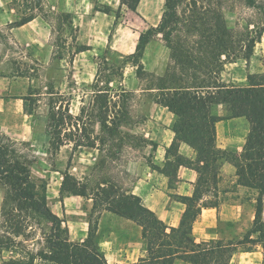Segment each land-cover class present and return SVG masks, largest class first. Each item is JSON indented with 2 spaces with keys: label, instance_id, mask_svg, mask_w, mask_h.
<instances>
[{
  "label": "rangeland",
  "instance_id": "obj_1",
  "mask_svg": "<svg viewBox=\"0 0 264 264\" xmlns=\"http://www.w3.org/2000/svg\"><path fill=\"white\" fill-rule=\"evenodd\" d=\"M206 2L214 12L221 5L223 17L229 27L244 32H261L247 61L242 57L231 62L224 60L219 72L220 80L230 78L229 85H246L248 72L264 68V31L260 30L264 28V0H255V7L246 6L243 0ZM142 4L151 14L161 16L164 0H144ZM49 6L47 0H0V14L12 20L8 24L0 23V89L6 88L2 96L6 94L7 97L30 96L29 93L34 90L40 92L39 96L36 95L38 97H30L38 98L37 101H27V107L36 118L39 115L47 116V96L44 93L52 88L60 94L56 100L60 99L57 104H61V110L66 105L73 110L80 109L78 116L71 121L77 125L69 129L65 125L58 128L53 143H49L47 147L39 137L32 141L14 139V135L11 138L6 136L9 158L27 169L33 190L37 195H45L46 192L50 201L56 197L62 173L68 172L71 176L66 179L65 187L74 186V190L84 193V197L78 211L68 212L63 219L82 218L83 221H88V225L83 224L84 227L88 226L85 238L88 247L96 249L98 242L109 241L106 244H110L114 252L120 249L119 253L126 254L134 248L133 257L128 259L129 263L120 264H138V259L146 255V242L141 227L117 206L108 205L96 185L100 181L109 180L108 185L113 183L119 193H128L135 177V173L130 172V168L134 167L132 161L142 160L149 150L145 144L147 139L143 136L144 118L139 112L149 114L152 111V99H156L159 94L158 90L149 89L154 86L151 81L154 76L151 69L143 67L153 77L138 69L134 62L136 59L127 57L129 53L118 54L116 48L111 47L114 42L103 52L92 53L89 60L82 57L78 62L72 63L74 49L82 45L75 39L74 28H68L67 17L53 14L48 10ZM111 13L120 23L118 35L123 50L128 51L133 44L134 35H137L134 31L137 29L144 32L147 27L125 6L118 10L111 9ZM29 15L33 18L38 15L43 17L50 27L45 42L21 44L12 37L9 28L13 22ZM111 32L112 30L110 34ZM145 36H149V40L159 38L165 44L160 33L151 31ZM136 42L135 37L134 44ZM145 59L152 64V52ZM140 61L142 63V59ZM108 75L112 77L108 78ZM116 110L119 115L114 119L108 118L112 123L101 127L99 121L105 120L108 113L116 114ZM213 111L220 115L226 114L222 105L214 106ZM20 120L21 115L16 114L14 107L0 118L4 130L13 131L19 127L24 132L30 131L29 127L21 125ZM235 156L237 155H231V158ZM1 183H4L6 198L0 225L7 222L6 229H2L12 233L9 238L17 243V249L14 250L21 249L25 261L30 264L36 254H47V240L51 236L50 223L39 216L28 203L14 199L7 179L4 178ZM250 193L244 199L254 208L255 203L250 198L253 199L256 194L255 191ZM126 202L131 208L137 205L133 198H128ZM260 224L262 223L251 227L248 225L247 228L255 230ZM220 226L222 229L227 228L223 224ZM63 230L62 235H65L66 229ZM19 234L21 240L13 239V236ZM249 246L236 245L234 251ZM116 256L115 253L108 254V262L115 263ZM233 264H264V251L257 262L245 255L235 258Z\"/></svg>",
  "mask_w": 264,
  "mask_h": 264
},
{
  "label": "trees",
  "instance_id": "obj_2",
  "mask_svg": "<svg viewBox=\"0 0 264 264\" xmlns=\"http://www.w3.org/2000/svg\"><path fill=\"white\" fill-rule=\"evenodd\" d=\"M138 1L120 0V6L125 5L136 12ZM206 1L164 0L157 26L139 33L135 49L127 57L135 58L137 68L145 75H150L140 61L144 46L150 39L145 35L151 31L161 34L170 50L169 60L163 75H150L154 86L149 89L158 90L156 101L172 112V130L176 138L190 145L196 151L198 163H203V169L200 166L194 167L198 172V180L206 171L216 175L217 159L221 152L215 145V122L229 117L246 118L249 127L243 149L231 161L236 169L238 183L257 190L253 224L262 223L254 231L259 233L257 240L264 241V224L261 218L264 205V74L247 73V84L243 86L227 85L219 79L224 60L231 62L242 57L247 61L261 32H244L229 27L223 17L221 5H217L214 12L209 9L210 4ZM243 2L248 7H255V0ZM95 8L111 13L109 7ZM32 18V15L21 17L13 25H22ZM260 30L264 31V28ZM78 49L83 50L85 46ZM262 65L264 66V57ZM44 94L48 105L46 131L52 144L58 128L64 125L67 129L75 127L77 124H72L71 121L76 117L70 113L68 105L61 110V104H57L60 99L56 100L60 96L58 91L51 88ZM29 95L21 98L24 113L31 115L27 101H37L38 98L30 97H38L40 92L34 90ZM218 105L224 106L226 114L220 115L213 111V107ZM115 112L112 115L108 113L105 120L99 121L101 127L112 123L111 119L119 115V111ZM6 139L0 131V181L7 179L14 199L28 203L39 216L50 223L48 251L43 256L56 264H108L104 255L88 247L85 241H70L67 233L62 235L64 230L61 219L48 207L45 195H37L33 190L27 169L10 160ZM178 161L183 163L180 156ZM70 176L68 172L63 173L61 191L83 195L84 193L75 191L74 186L65 187V181ZM109 182L100 181L96 185L103 200L108 205L117 206L142 229L146 255L139 259L138 264H174L176 261L186 264H229L236 244L215 238L196 242L191 236L192 222L200 210L194 201L197 188L192 197L182 198L186 208L180 225L167 229L152 211L140 204L136 196L129 192L119 193L113 183L108 185ZM128 198L135 199L137 205L133 208L128 206ZM24 263L29 264L26 261ZM6 264L20 263L9 261Z\"/></svg>",
  "mask_w": 264,
  "mask_h": 264
},
{
  "label": "crops",
  "instance_id": "obj_3",
  "mask_svg": "<svg viewBox=\"0 0 264 264\" xmlns=\"http://www.w3.org/2000/svg\"><path fill=\"white\" fill-rule=\"evenodd\" d=\"M49 3V11L53 14L66 16L68 19V28H74L76 32V41L78 39L85 49H74L72 63H76L80 58L84 57L89 60L92 53H101L110 47V43L114 42L116 52L121 55L132 53L135 49V37L142 30L134 31V41L128 51L123 50L120 43L118 29L120 23L116 16L112 13L107 14L101 10H97L95 6L102 8L103 6L110 9H122L120 0H47ZM144 0H139L136 6V12H133L144 25L146 29L157 26L160 17L151 14L149 9L143 7ZM126 7V6H125ZM127 8V7H126ZM128 9V8H127ZM10 18L0 14V23H10ZM12 23V22H11ZM50 27L45 23L44 18L36 16L30 21L22 25H12L9 31L12 37L21 44L38 43L36 41L45 42L46 35L50 32ZM112 30L111 34L110 31ZM117 32V33H116ZM40 37V40H38ZM98 37L100 41H98ZM32 41V42H31ZM137 43V42H136ZM152 52V64L145 59ZM169 49L157 39L148 40L144 46L141 56L142 65L146 69H151L152 74L156 76L163 75L168 62ZM234 63V62H232ZM248 73H264L263 70ZM221 81L227 85L228 80ZM5 89H0V118L8 109L14 107L17 115H21L20 123L24 127H29L30 131L24 132L19 127L13 131L3 129L0 121V131L7 137L15 136L14 139H42L41 141L47 147L50 143L49 134L46 131L47 116L39 115L34 118L23 111V99L21 96L7 97ZM70 113L77 117L80 109L73 110L69 107ZM143 116V136L146 146L149 150L143 159L133 160L134 167L130 168V172L135 173V177L131 182L129 193L136 196L140 204L152 211L155 216L164 223L166 228L178 227L182 218V214L186 208V203L182 198L192 197L194 190L197 188V197L195 205L200 210L192 222L191 236L196 242L207 241L209 239H222L225 242H233L236 245L247 244V248L234 251L229 263L233 264L234 259L247 257L254 261L261 256L264 251V241H258V231L247 228L253 225L254 208L251 203L245 201V197L250 195V191L257 190L248 188L238 183L236 169L231 161V155L241 153L245 137L248 132V121L243 116L223 118L215 122V145L220 150L221 156L217 159L218 167L216 175L212 172H204L198 180V172L195 166L202 169L203 163H198L196 151L184 141L178 140L172 130L174 116L167 107L161 105L152 99V111L139 112ZM181 157L183 163L178 161ZM230 156V157H228ZM61 181L56 191V197L51 201L45 192V199L51 211L59 216L61 225L66 229L67 237L70 241H85L88 235V221L82 218L74 220L63 219L68 212L78 211L82 205L83 195L64 193L61 191ZM6 189L0 181V215L5 206ZM252 198V197H251ZM254 202V198L251 199ZM262 222L264 224V205L262 208ZM6 221L4 225H0L6 229ZM223 224L227 228H220ZM248 229V230H247ZM12 233L9 231H0V264H6L9 261L25 264V258L21 254V249H17V243L10 238ZM13 239L21 240V234L13 236ZM23 241V240H22ZM109 241H101L97 244V250L104 255L108 262V254L115 253V263H129L128 259L133 257L135 249L126 254L119 253L120 249L114 252ZM18 248H21L20 246ZM127 250V249H126ZM138 258V256H137ZM141 258V257H140ZM139 258V259H140ZM138 259V261H139ZM113 263V264H115ZM31 264H56L44 256L36 254L31 260ZM108 264H110L108 262ZM174 264H186L183 261H176Z\"/></svg>",
  "mask_w": 264,
  "mask_h": 264
}]
</instances>
